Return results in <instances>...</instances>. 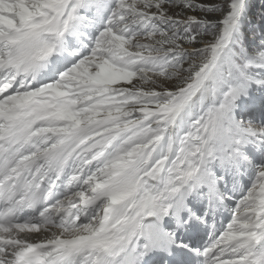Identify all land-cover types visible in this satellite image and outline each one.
<instances>
[{"label": "snow or ice", "instance_id": "obj_1", "mask_svg": "<svg viewBox=\"0 0 264 264\" xmlns=\"http://www.w3.org/2000/svg\"><path fill=\"white\" fill-rule=\"evenodd\" d=\"M0 264H264V0H0Z\"/></svg>", "mask_w": 264, "mask_h": 264}]
</instances>
